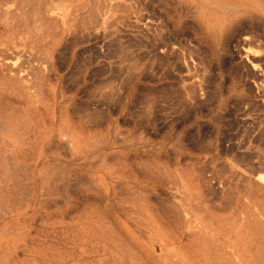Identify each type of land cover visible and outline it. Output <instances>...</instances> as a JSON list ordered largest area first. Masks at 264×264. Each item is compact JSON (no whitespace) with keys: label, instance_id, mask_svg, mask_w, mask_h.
Returning <instances> with one entry per match:
<instances>
[{"label":"rangeland","instance_id":"374dc122","mask_svg":"<svg viewBox=\"0 0 264 264\" xmlns=\"http://www.w3.org/2000/svg\"><path fill=\"white\" fill-rule=\"evenodd\" d=\"M191 1L0 0V50L21 49L26 55L23 59L52 63L48 82L41 83L40 110H32V116L43 120L54 113L58 120L66 107L67 121L86 136L85 152L82 149L81 153L72 154L62 143H55L56 149L36 181L32 177L35 168L24 170L23 177L0 169L7 173L3 178L8 181L0 186V264H172V260H197V252L154 250V239L141 227L148 219L139 224L130 221L118 210L120 201L146 208L165 232L167 245L176 246L189 245V222L196 216L217 215L219 228L227 233L228 225L221 227L222 222H226L225 214L237 211L238 201L264 212V199L255 201V194L248 189L253 195H248L250 202L248 193L246 197L241 191L249 188L242 177L264 173L257 168L264 156L251 154L256 148L264 151V137L260 136L264 96L256 97L247 89L250 81L239 71L237 53L243 50L240 39L247 29L264 37V14L256 9L261 20L248 15L227 24L216 42L199 22ZM260 1L264 5V0ZM215 5L216 1L208 0L207 12H216ZM8 9L9 14L2 16ZM235 11L226 14L233 17ZM169 35L174 38L169 52L165 49L163 55L153 57L154 36L158 38L153 54ZM198 46L206 60L192 51ZM186 60L196 61L197 70L184 69ZM204 63L207 66L202 67ZM192 86L198 89L197 102L185 99ZM5 99L9 100L1 99L0 119L10 117L12 111L17 113V104ZM240 158L252 159L250 172L241 166ZM174 174L191 183L194 195H190L193 203L190 201L188 211L195 215L190 212L188 221L170 204L175 199L170 183ZM20 182L26 184L25 190ZM122 183H130L126 193L118 187ZM230 194L233 200L226 204L228 209L222 198ZM234 196L239 197L237 202ZM176 213L180 217L174 216ZM258 226L247 232L248 252L224 244L223 251L215 253L227 260L235 259L237 253L263 256L254 246L258 241L264 243V227Z\"/></svg>","mask_w":264,"mask_h":264},{"label":"bare ground","instance_id":"6f19581e","mask_svg":"<svg viewBox=\"0 0 264 264\" xmlns=\"http://www.w3.org/2000/svg\"><path fill=\"white\" fill-rule=\"evenodd\" d=\"M214 1H216V3H217V5L214 6L217 11L213 12V13L207 12L206 7H207L208 0H192L191 2L195 5V7L197 9V15H198L199 22L203 25V28L206 31V33L208 34V36L216 42H218L222 38L223 30L226 29L227 24L228 25L232 24L234 20H236V21L240 20L241 17L248 16V15H250V18L261 20L259 15H256L254 13L256 9L259 10V12H262L264 14V5H263L262 1H260V0H214ZM190 9H192V8H190ZM13 10H12V12H14ZM231 10H236L235 12L237 13V15L233 16V17H231L230 15L227 16L226 12L228 13ZM2 11H4V10H2ZM10 11L11 10L8 9L5 12L1 13V15L3 16L6 14H9ZM190 13H195V12H190ZM58 15H59V13H58ZM190 16H191V14H190ZM8 18H10V17H8ZM231 18H233V19H231ZM92 19H93V17H92ZM156 26L158 27V25H156ZM154 29H155V27H154ZM253 30H255V29H253ZM246 31H247V33L240 39L241 44L238 42V44H240L243 47V50L237 49L238 50V52H237L238 58L241 60V62L239 61L240 62V69L239 68L238 69L250 81L249 85H247L248 86L247 89H249V92L256 95V97L257 96L260 97V96H264V37H262L257 31H252L250 29H247ZM72 32H74V31H72ZM156 34H157V32H156ZM242 35H243V32H242ZM156 37L157 36H154L155 41L158 38V37L157 38ZM171 38H173V37H171L170 35L167 38L165 37V41L163 42V44H161V41H160V44H161L159 47L160 49L155 54H153L155 52L154 50L156 48L154 45L155 44V41H154V44L151 47L152 56L154 55L155 58L156 57L158 58L159 55L160 56L163 55L165 49L167 50V48L169 47L168 45L171 41ZM239 38H238V40H239ZM160 39H161V37H160ZM162 39H164V38H162ZM173 40H174V38H173ZM238 40L236 39V41H238ZM157 43H159V42H157ZM192 45L194 47L193 43H192ZM240 45H239V48H240ZM184 47H182V48L184 49ZM157 48H158V46H157ZM180 49L181 48L179 47V50ZM185 50H186V47L184 49V52L187 53L188 51H185ZM187 50H190V49L187 48ZM198 50H200V47L198 49L197 48L192 49V51L193 52L195 51L194 53H197V55H199V56L202 55L203 52H201V54H200V53H198L199 52ZM253 50L254 51L256 50V51L254 52ZM167 51L169 52V50H167ZM200 51H202V50H200ZM178 53H180V52L178 51ZM194 53H193V55H196ZM172 55L173 54H171L170 56H172ZM174 55H176V54H174ZM178 56H179V54H178ZM202 56H201V58H202ZM24 57L26 58V55L22 53L21 49L20 50L18 49L17 51H13V49L12 50H0V102H1V99H3L4 97H7V98H9V100L8 99H5V100H8L9 103L17 104V106H16V112L17 113L16 114H14V112L12 111V113H10L11 114L10 117H8V118L3 117L0 119V169H3L4 171H5V169L8 171L12 170L14 174H17V176L20 175L21 177H23V176H25V173L23 174L24 170H26L28 168L29 169L35 168L36 170L32 174V177L34 179L33 181H36L38 173L40 174V172H42L43 169L46 168L47 164H45V163H48L49 159L52 157V153L56 149V147H53L55 143L56 144H57V142L62 143L64 145V147L68 149V152H70L72 154L81 153L82 149L85 147L84 146V140H86V136H85V134H83V132H79V131H77V129H74L73 125L67 121L69 119L67 117L66 107L63 109V112L60 114L61 117H59L58 120L56 118V115H54V113L49 114V116H46L43 120H41L40 117L32 116V113H35V112H32V110H34V109L40 110L39 104L41 103V100H40L41 99L40 89L42 86L41 83L46 82V81L48 82V76H49L48 71H50L52 63L49 62L50 60H46V61L44 60V62L43 61L42 62H38V61L36 62V61H32L29 58L23 59ZM177 57H175V58L177 59ZM184 57L186 58V55H184ZM179 58L180 57H178V59H177L178 61H179ZM204 58L205 57L203 56V59ZM160 59H162V57H160ZM166 59H164V60H166ZM191 59H192V57H191ZM205 60H206V58H205ZM186 61H187V64L182 65L184 67V69L186 68V70H188V71L197 70L196 66L198 64L196 65L194 63L196 61H194V62H191L188 60H186ZM203 62H202V59H200L198 63L202 64ZM205 63L207 64V62H205ZM206 64L201 65V66L205 67V66H207ZM261 67H263V71L260 73L259 70ZM155 75H156V73H155ZM193 84H196V82ZM215 89H217V88H215ZM186 91H188V90H186ZM197 91H198L197 86L196 87L192 86L191 90H189L188 92L185 93V96H186V97L184 96L185 99L186 100L190 99V101H195V102L199 101ZM62 97H64V96H62ZM208 98H210V97H208ZM261 98H263V97H261ZM202 101H203V99L200 102L202 103ZM22 105H23V107H21ZM184 106H185V104H184ZM188 106L186 108L190 109ZM190 107H191V105H190ZM236 107H238V106H236ZM192 112H194V110ZM46 121L48 122V125L46 124ZM57 125H58V127H57ZM262 128H263V126H262ZM261 131H260V133H261L260 136L264 137V128ZM98 144H100V143H98ZM63 145H61V146H63ZM83 152H85V150ZM251 154L252 155L254 154V155L261 157V156H264V151L256 148L254 150V152L252 151ZM29 156H33V158H32L33 160L30 159ZM248 156H246V157H248ZM29 160H32V161H29ZM251 160L252 159H248V158H246V159L240 158L238 161L241 162V164H242L241 166L244 168V170L250 172L251 169L253 168V163ZM48 165H50V164H48ZM174 165H176V164H174ZM257 166H258L257 168L260 169L261 172H262V170L264 171V159L261 158V161L257 164ZM86 168H88V167H86ZM20 169H22L21 172H20ZM4 171L0 172V186L7 185V182H8L7 178H3L5 175H7V173H5ZM254 172L255 171H253V173ZM167 173H168V171H167ZM258 173H260V172L258 171ZM174 176H175V174H174ZM174 176H173V178H174L173 184H172V179H171L170 183H171V191H172L171 193L173 194V198H175V199H173L170 204L172 205V207L174 209L178 210V212L181 211L183 213L182 215L184 216V220H185V219H187L186 217L188 215H190V212H191V211L190 212L188 211V209L190 208L189 203H190V201H192V198L190 195H194V194H192L193 190L191 189V183L187 179H184V177L181 178L180 175L175 176V177ZM235 176H236V174H235ZM26 180L28 181L27 183H29V184L31 183L29 174L27 175ZM161 182H163V181H161ZM242 182L248 183V186H249V188H247L246 190L241 188V191L243 190L242 193L244 195H245V193H248V194H246L247 196L249 194L251 195V193L248 190V189H250L255 194V196H254L255 201H258L260 199L261 200L264 199V173H260V174L255 173L253 178L242 177ZM21 184H22V187L24 185H26L25 183L24 184L21 183ZM128 185L125 186V184L122 183V185L118 184V187L126 193L125 189L127 188ZM131 186H132L131 187L132 190H135V189H133L134 186L133 185H131ZM23 188L25 190V187H23ZM38 190L36 189V193H38ZM134 192L136 193V191H134ZM137 193H139V192L137 191ZM137 193H136V195H137ZM131 194L133 195V193H131ZM227 194H228V192L225 195H227ZM235 194H237V193H235ZM238 194H241V193H238ZM231 195L232 194L229 195L230 197L224 196V198H222L225 201L223 203H225V206H227V207H228V205H226V204H228L231 201L230 200V198H232ZM252 196L253 195H251V197ZM249 197L250 196H248L247 199H249V201H250ZM235 198L239 199V197H235ZM235 198H234V200L237 202L238 199L236 200ZM125 200L123 198L122 201H125ZM232 200H233V198H232ZM133 202H135V201H133ZM138 202H140V201H138ZM125 203L126 202L120 201L118 210H120V212L122 214L126 215L130 221L131 220L137 221L139 224L140 222H142L141 220H143L145 218L148 219L146 225L141 223V227H142V230L144 232H146L151 238L154 239V243H155L154 250L160 249L164 253L165 252H197L198 258L195 261H190L189 259H185L183 261H182V259L181 260H175V261L172 260V262H170L172 264H178V263L179 264H264V255L263 256L262 255H256V256L252 255L251 257H248L247 255L243 254L245 252H248L249 235L247 232H249V228L250 227L252 228V226H254V225H259L257 229H259L260 226L264 227V212L262 210L252 208L249 205H245L244 202L241 203L238 201L239 204L238 203H237L238 205L236 204L237 205V207H236L237 211H235V213H233L231 211V213H233V214H228V215L225 214L224 220H226V222H222V224H224V225H221V227L228 225V226H225L228 229L227 233L222 232L221 229L219 228V226H218L219 220H218L217 215L215 216L214 214L213 215L210 214L209 216H205L203 218H202V216H201V218H198L196 216L194 218V220L189 222V224L191 225V227H189V232H188L189 233L188 237L190 238V243L187 246L167 245V243H166L167 237H166L165 232L153 220V218L149 216L148 210L146 208L141 209L137 204H135V205H137L136 208L134 205L126 206ZM191 203H193V201ZM220 203H222V201ZM257 204H259V202ZM222 205L223 204H221V206ZM144 206H142V207H144ZM197 206L198 205H196V207H195L196 209L201 208V206L200 207H197ZM258 208H260V207H258ZM139 209L141 210V212L138 211ZM206 209H207V207H206ZM206 209L202 208L201 210L202 211L205 210L204 212H206ZM228 209H230V207H228ZM5 212L8 213L7 211H5ZM3 214H2V218H4ZM176 214L177 215H174V216H179L178 213H176ZM191 214L195 215V213L193 214L192 212H191ZM173 218H175V217H173ZM187 221H188V219H187ZM197 221H199V222H197ZM261 229H260V231H261ZM260 231L258 234H260ZM249 234H251V233H249ZM218 236L223 237L225 240L224 239L221 240ZM262 237H260V238L263 239ZM150 243H152V242H150ZM224 244L228 245L227 247H229V246L234 247L237 252H243V253L235 254L236 258L233 260L223 259V258L219 257L215 252H222L223 250H222L221 246ZM254 246H255V249L257 250L256 252H264V243L263 242H261V241L255 242ZM179 261H181V263Z\"/></svg>","mask_w":264,"mask_h":264}]
</instances>
